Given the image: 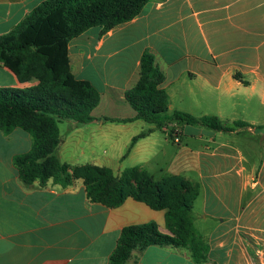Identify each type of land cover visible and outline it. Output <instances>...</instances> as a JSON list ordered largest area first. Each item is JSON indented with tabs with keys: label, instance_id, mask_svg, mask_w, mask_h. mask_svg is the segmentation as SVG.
<instances>
[{
	"label": "crops",
	"instance_id": "1",
	"mask_svg": "<svg viewBox=\"0 0 264 264\" xmlns=\"http://www.w3.org/2000/svg\"><path fill=\"white\" fill-rule=\"evenodd\" d=\"M44 1L0 0V36ZM68 50L74 76L101 99L94 122L74 129L60 123V161L109 168L116 177L138 167L156 181L198 184L192 217L208 246L202 264H264V0H151L132 21L104 35L92 28ZM145 52L164 74L168 113L246 125L226 133L178 121L161 128L101 121L135 118L125 94L139 80ZM37 84L0 63V89ZM33 144L21 128L0 129V264H109L124 227L155 222L170 234L166 210L132 197L116 208L93 203L81 179L66 187L53 179L25 185L14 159ZM126 264L196 263L186 249L151 246Z\"/></svg>",
	"mask_w": 264,
	"mask_h": 264
},
{
	"label": "trees",
	"instance_id": "2",
	"mask_svg": "<svg viewBox=\"0 0 264 264\" xmlns=\"http://www.w3.org/2000/svg\"><path fill=\"white\" fill-rule=\"evenodd\" d=\"M151 0H46L35 8L12 32L0 36V63L9 68L21 82L36 80L37 85L25 89H0V129L9 134L15 128L29 132L34 140L30 153L16 156L15 166L20 180L32 185L53 179L69 186L83 180L88 199L109 208L121 206L132 197L155 210H166L170 234L162 233L155 222L124 227L109 264H126L134 251L151 246L186 249L196 264L207 260L208 246L194 226L192 210L199 195V185L180 177L156 181L138 167L116 177L112 170L93 165L70 166L60 161L58 151L64 142L59 125L72 123L77 128L95 121L92 112L101 95L88 81L78 80L71 70L69 43L92 28H101V35L132 21ZM164 74L155 57L145 52L141 58L139 80L125 94L136 112L133 119L109 117L103 122L144 120L157 128L169 121L199 124L222 132L236 126L218 117H193L169 111L168 93L160 86ZM144 134L132 141L131 147Z\"/></svg>",
	"mask_w": 264,
	"mask_h": 264
},
{
	"label": "built area",
	"instance_id": "3",
	"mask_svg": "<svg viewBox=\"0 0 264 264\" xmlns=\"http://www.w3.org/2000/svg\"><path fill=\"white\" fill-rule=\"evenodd\" d=\"M174 141L179 142V137L177 136V134H174Z\"/></svg>",
	"mask_w": 264,
	"mask_h": 264
},
{
	"label": "rangeland",
	"instance_id": "4",
	"mask_svg": "<svg viewBox=\"0 0 264 264\" xmlns=\"http://www.w3.org/2000/svg\"><path fill=\"white\" fill-rule=\"evenodd\" d=\"M196 116L200 115V113L198 112H194ZM173 114V112H169L168 115L171 116Z\"/></svg>",
	"mask_w": 264,
	"mask_h": 264
}]
</instances>
